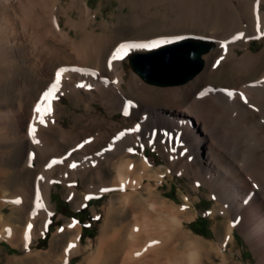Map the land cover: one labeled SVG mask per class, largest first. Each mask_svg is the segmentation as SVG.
Listing matches in <instances>:
<instances>
[{"label": "bare ground", "instance_id": "bare-ground-1", "mask_svg": "<svg viewBox=\"0 0 264 264\" xmlns=\"http://www.w3.org/2000/svg\"><path fill=\"white\" fill-rule=\"evenodd\" d=\"M98 20L87 0H0V206L11 209L9 219L0 211V239L23 251L4 264H244L235 255L236 228L254 256L248 264H264V91L249 92L264 87V0H120L112 19ZM237 30L243 35L228 42ZM188 36L211 46L200 54L199 72L171 85L145 79L117 53L120 45L129 46L126 53L154 52ZM253 37L262 39L260 50L250 47ZM225 72L231 84L212 79ZM200 87L213 93L196 99ZM250 99L261 103L260 113L239 101ZM231 101L241 109L236 119ZM240 129L249 151L244 163L229 152ZM138 144L154 146L165 163L154 169L135 156ZM171 172L215 197L211 216H221L222 234L216 222L214 238L187 228L194 211L181 215L184 207L157 188ZM8 174L17 181L11 188L3 181ZM56 181L75 208L85 195L110 196L94 235L82 238L83 226L70 217L46 249L31 247L55 210Z\"/></svg>", "mask_w": 264, "mask_h": 264}, {"label": "rangeland", "instance_id": "rangeland-1", "mask_svg": "<svg viewBox=\"0 0 264 264\" xmlns=\"http://www.w3.org/2000/svg\"><path fill=\"white\" fill-rule=\"evenodd\" d=\"M87 1H88V4L97 11V19L99 20H101L102 18L112 19L114 13H116L120 7V0H87ZM124 9L128 10L129 5L125 4ZM99 20L96 22V25H99ZM96 29L100 30V27L98 26V28ZM260 30H261V33H263L262 31H264V27H261ZM139 31L140 30H133L132 34L133 33L135 34ZM235 32L236 33L234 35L226 39L228 42L235 40L233 39V36H235L237 33H238L236 35L237 37H240V34H242V32L239 30ZM199 39L210 43V41L204 38L199 37ZM227 41H223V42H227ZM250 42H251L250 47L254 51L260 50V48L263 45L262 39L258 37H253L250 40ZM217 48H218V53L215 55V57L216 59H218L217 57L219 56V60L221 61L223 58L222 55H219L221 53V50H223V45L221 42L219 43ZM139 52H144V51H139ZM130 54L131 53H127L125 55V65L132 67L128 59V56ZM215 78L216 80L218 79L219 81L226 83V84H231L233 82L232 77L229 72L228 73L225 72L219 76H214L212 79H215ZM153 79L157 81H152V82L163 84V85H171L173 83H169V82H171L173 79H176V78L175 76H153ZM160 81L167 82V83H160ZM253 89L264 91V87L254 86V88H249L250 94ZM212 93L213 92H211L209 89L200 87V89L195 92L194 97L196 99L202 100L206 97H210ZM239 101L245 104L247 108L257 113L261 112V103H258V102L254 103L253 101H251V99L248 100L251 104H246L244 100H239ZM62 103L64 106H66L70 102L68 101L66 97H62ZM129 104L131 105V103ZM229 105H230V108H232L230 117H232L233 119H236L241 113V109H239L238 106L236 107L233 101H231ZM70 108L72 107L66 106L65 110L69 111ZM123 114H124V111L118 110L117 112H115L114 118L120 120ZM261 117L259 118V121L264 123ZM232 124L233 123H229V124H226L225 126H231ZM225 126H224V130H225ZM254 127H256V124ZM150 128L152 129L151 126L148 127L145 124L144 126L145 130L150 129ZM157 136L160 139L167 141V139L161 133L158 132ZM222 136L224 140L227 142L228 137L226 136V134L222 132ZM245 137H246V130H242V129L238 130L236 132V138H235L236 141L230 142V148H229V152L231 154H234V156H236L238 160L242 163L246 162V160L249 157V151L245 147V143L243 144L239 143V139L245 138ZM226 146L228 148L227 143H226ZM133 151L135 153V156H138V157L141 155L145 156L146 159L149 160V162L151 163L154 169L157 168L158 166H161V163H165L163 156L158 152V150L154 146H150L146 144H138V145L133 146ZM65 167H66L65 172L69 173L67 168H70V167H67V166ZM37 173L38 171H36L34 175L33 188L35 185L34 182H35V177ZM43 177L44 175L42 173L39 176V181H41ZM3 179H4L3 181H5L4 183L7 184L8 188L13 187L17 183V181L15 180L12 174H8V176H4ZM146 180L147 179H145V182ZM189 183L190 182H189L188 177L180 175L178 173L171 172V176H169L168 174H164L163 178L158 182L157 188H158V191L159 190L162 191L163 193L162 197L168 199L169 201L174 202V204L182 205L184 207V210L181 212V215H185L187 217L194 211V217L191 220H188L185 222L187 225V228L191 229L193 234L202 235L206 238H214L215 234H214L212 225L215 222L217 223L218 233L222 234L223 225L222 223H220L221 216L220 215L217 217L211 216V209L213 208L214 204H217L215 197L213 195H210L208 189L204 187L203 185L199 186L200 191H198V190L191 189ZM74 184L82 192V186H81L80 180L79 179L75 180ZM143 186L141 187V190L145 191L143 189L144 188ZM51 191H52V201L55 203V210L54 212L50 214V222H49L48 227L44 230L43 234H41L37 239H35V242H33L34 244L32 243L31 247L46 249L49 246L52 234L56 231V229H58L59 226L63 225L65 218H70V217L76 219L78 223H80L83 226L82 238L86 236L94 235L97 230L98 223L100 222V218H101L100 208L105 202L108 201L110 193H103L98 196H87L85 195V193H83V195H85L84 197H87V200H84L85 202L82 205L75 208L73 204L70 202V200L67 197H64L62 195L61 183L59 181L55 182V186L52 188ZM112 191L113 190H111V192ZM93 207L98 209V212H99L98 216H95V214L93 213V209H92ZM0 211L6 217L11 212V209L7 205L0 206ZM7 218L8 217H6L5 219ZM22 226H23L22 231H27L28 224L26 223V221L23 222ZM234 235L236 239L235 255L239 257L244 262V264H248L249 262L254 263V256L252 254V251L250 247L248 246L247 242L245 241V238L243 237V235L240 233V231L237 228L234 231ZM31 247H27V249ZM0 250H1L0 251L1 264H4V260L6 256H10V255L13 256V255H17L23 252L18 247L11 245L8 241L1 240V239H0ZM239 251H241V254L239 253ZM216 260L217 262L219 261V259H216Z\"/></svg>", "mask_w": 264, "mask_h": 264}, {"label": "water", "instance_id": "water-1", "mask_svg": "<svg viewBox=\"0 0 264 264\" xmlns=\"http://www.w3.org/2000/svg\"><path fill=\"white\" fill-rule=\"evenodd\" d=\"M174 42L154 52L130 54L128 59L132 68L149 81H157L153 76H175L176 79L169 83L192 77L202 69L200 54L211 44L190 36Z\"/></svg>", "mask_w": 264, "mask_h": 264}, {"label": "snow or ice", "instance_id": "snow-or-ice-1", "mask_svg": "<svg viewBox=\"0 0 264 264\" xmlns=\"http://www.w3.org/2000/svg\"><path fill=\"white\" fill-rule=\"evenodd\" d=\"M240 35L242 36L243 34H240ZM237 38H239V37H233V39H237ZM152 46L154 47L155 45H152ZM128 47H129V46H127V45H120L119 48L117 49V53H124V54H127L126 51H125V49L128 48ZM131 47H137V45H132ZM120 58H122V56H120V55H116V54H114V56H113V59H120ZM59 79H60V72L58 71V72H57L56 83L53 84L52 89H55V88L58 86V84H59ZM51 96H52V90H49L48 92H46V93L44 94L43 99H44V100H48ZM50 110H51V109H50V106H49L48 109H47V111H50ZM34 111H35L36 113H41V106L38 104V105L36 106V108H35ZM39 122H40V123H44V120H43V116H42V115L40 116V121H39ZM30 131H31V132H34L35 129H34V128H31ZM128 151L131 152L132 149H129ZM73 166H74V165H73ZM121 187H123V186H121ZM102 191H107V189H102ZM86 198H87V197H86ZM29 227H31V226L29 225ZM153 243H156V242L153 241ZM73 247H74L73 244H69V245H68V248L65 249V252L67 253V252H68L71 248H73ZM137 255H139V253H137ZM65 264H67V260H65Z\"/></svg>", "mask_w": 264, "mask_h": 264}]
</instances>
